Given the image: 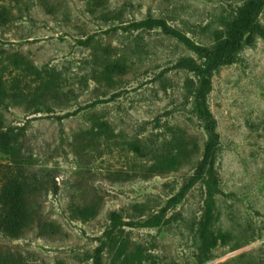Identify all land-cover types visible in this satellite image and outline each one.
<instances>
[{"label": "rangeland", "instance_id": "1", "mask_svg": "<svg viewBox=\"0 0 264 264\" xmlns=\"http://www.w3.org/2000/svg\"><path fill=\"white\" fill-rule=\"evenodd\" d=\"M246 1L0 0L8 19L0 22V71L33 65L41 77L31 76L33 87L45 95L44 104L30 107L0 102L6 123L20 128L28 155L14 159L0 144V165L58 167L62 183L58 196H48L44 213L63 226L61 238L39 235L33 223L19 238L0 239L19 256L18 264H89L112 228L109 213L121 208L132 213L131 205L143 201L148 212L165 209L170 222L161 229L143 223L127 227L120 260L141 243L145 255H157L158 264H199L197 227L209 193L215 195L222 236L205 264H264V2L253 32L215 67L183 41L137 25L147 16L163 18L191 40L210 44L230 35ZM88 36L98 43L97 54L110 46L127 59L129 69L114 86H99L92 78L98 62L85 43ZM207 68L212 69L207 104L218 133L217 185L209 163L200 170L211 139L196 96ZM99 120L130 137L148 136V167L171 152L180 159L179 168L146 179L119 178L112 172L134 170L133 154L104 135L90 150V161L86 154L79 157L76 133L97 130ZM79 162H90V170ZM80 183L84 192L98 189L102 198L98 215L88 222L67 218V204Z\"/></svg>", "mask_w": 264, "mask_h": 264}, {"label": "trees", "instance_id": "2", "mask_svg": "<svg viewBox=\"0 0 264 264\" xmlns=\"http://www.w3.org/2000/svg\"><path fill=\"white\" fill-rule=\"evenodd\" d=\"M264 0H247L238 9L234 19V27L230 35L217 37L210 44L197 43L177 28L169 25L163 18L147 16L138 22L143 31L159 30L164 34L183 41L185 45L193 48L197 53L212 61L215 67L231 56L233 51L241 45V37L245 33H252L255 28L256 15L261 9ZM0 12L1 24H6L8 19ZM264 34V29L262 30ZM93 37L88 36L85 43L88 44L96 55L97 67L92 70V78L99 86H114L117 84L120 75L129 69L127 59L122 55L114 54V49L105 46L102 53L97 54L100 47L98 43L93 45ZM102 69L100 70V67ZM212 69L207 68L203 72L206 75L197 89L196 103L201 117L206 121L204 130L211 141L207 144L205 155L202 159L200 170L207 169L210 164V173L217 185V173L214 170V158L217 146L218 133L215 128L213 115L207 104V95L210 91ZM40 77V72L35 70L33 65L21 68L18 65L12 69L6 67L0 71V102H8L14 107H27L44 104V94H37L38 88L33 87L36 77ZM38 79V80H39ZM46 85V84H44ZM1 104V103H0ZM0 106V144L8 146L9 152L14 159L27 158L23 151L24 146L21 139L20 128L9 126L6 123L5 114ZM104 135V136H103ZM113 139L116 146H121L123 150L131 151L134 157L133 169H118L112 172L119 175V178L129 177L148 178V175L170 172L177 170L181 164L177 155L171 152L160 155L155 163L148 167V136L136 135L130 137L123 131L115 132L112 124L108 120H99L98 129L94 127L76 133L75 153L81 157L86 154V159L90 161L92 155L90 150L96 147L101 139ZM86 171L90 162H79ZM90 170V169H89ZM114 176V177H115ZM61 173L58 167H44L25 165L20 163L0 165V239L19 238L33 224L36 223L39 235L50 239H59L64 234L63 226L56 220L45 215V204L48 196H58L62 189L60 181ZM118 179V178H117ZM83 183L76 186L72 192L71 200L67 204V218L81 222H88L94 219L100 209L102 198L98 189L87 194L82 190ZM215 195L208 194V200L204 208L202 218L198 222L197 233L199 245L194 252V258L199 264H205L212 259L213 252L222 236L220 228L216 227V215L214 214ZM132 213L127 208L113 210L109 213L110 228L101 239V244L94 249L93 258L89 264H106L107 257L113 255L111 264H158V257L153 252L145 255L141 243H136L135 252L128 253L122 260L121 254L126 250V239L128 236L127 227L142 226L157 227L161 229L170 222L165 216V209L158 213L148 212L146 202H135L131 205ZM18 255L6 250L0 244V264H18ZM169 264V263H164ZM177 264V263H171Z\"/></svg>", "mask_w": 264, "mask_h": 264}]
</instances>
